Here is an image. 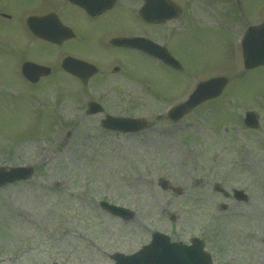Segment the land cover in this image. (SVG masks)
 I'll list each match as a JSON object with an SVG mask.
<instances>
[{"label": "rangeland", "instance_id": "1", "mask_svg": "<svg viewBox=\"0 0 264 264\" xmlns=\"http://www.w3.org/2000/svg\"><path fill=\"white\" fill-rule=\"evenodd\" d=\"M121 2L118 8L134 14V0ZM175 2L182 17L161 31L175 32L170 52L184 71L148 58L128 63L137 80L150 78L151 90L130 75L125 82L110 77L106 53L97 40L91 43L90 31L81 46L70 42L58 51L38 43L25 54L22 40L12 55L0 53V167L33 168L28 181L0 188V264H113L111 255L135 253L154 231L183 243L208 237L213 264H264V67L243 69L235 36L262 22L264 0H240L241 10L233 0ZM9 3L21 9L32 0H0V7ZM125 18V12L102 18L96 31ZM72 20L78 28L88 23L77 15ZM66 49L103 62L108 76L83 86L55 73L32 86L17 72L21 56L54 62ZM220 76L228 78L220 97L177 124L158 118L165 103ZM82 93L107 114L145 116L149 129L136 135L100 129L101 117L84 116V103L74 100ZM243 112L257 115L256 130L244 126ZM160 180L179 194L162 190ZM216 184L230 197L216 193ZM234 189L245 191L248 201L234 200ZM100 201L127 208L134 218H114Z\"/></svg>", "mask_w": 264, "mask_h": 264}, {"label": "water", "instance_id": "2", "mask_svg": "<svg viewBox=\"0 0 264 264\" xmlns=\"http://www.w3.org/2000/svg\"><path fill=\"white\" fill-rule=\"evenodd\" d=\"M70 1L88 9L89 12L93 11L94 14H98L100 11L107 9V7H109L112 3V0ZM145 1L147 2L142 10L144 19L148 21H164L166 19H170V9H168V7L164 4V0ZM243 53L247 69L264 65V24L258 28H251L248 31L243 44ZM78 65L79 66L73 62H67L64 65V68L75 75L82 76V73L85 72L84 68L81 64ZM225 85L226 79H216L200 84L191 100L184 104L179 111L176 110V113H178L177 119L181 118L189 110L200 103L218 97ZM113 122L114 121H112V123ZM246 124L253 128L256 126V119L254 117L247 118ZM107 125H110V123ZM115 125L116 126L112 128L118 129L119 127L120 130L124 132H134L137 131L136 129L138 128V126H136L133 122H125L122 120L118 121ZM1 172L2 170H0V185L26 179L31 175V170H13L7 174ZM103 205L106 210L114 216H118L123 219L126 216V211L120 208L108 206L107 204ZM112 259L115 260L116 264H209L208 259L202 255L200 246L197 245L190 248H179L176 245H170L167 238L159 235H156L152 244L145 248L142 252L126 258L115 255Z\"/></svg>", "mask_w": 264, "mask_h": 264}, {"label": "flooded vegetation", "instance_id": "3", "mask_svg": "<svg viewBox=\"0 0 264 264\" xmlns=\"http://www.w3.org/2000/svg\"><path fill=\"white\" fill-rule=\"evenodd\" d=\"M131 1V0H130ZM8 11L10 12V20L8 22L11 23V27L14 29V32L9 31L10 35L15 36L16 32L18 30H21V19L22 16L23 18L27 15L26 13H31V15H54L58 19H60L64 24L69 26L75 33V40L73 41L74 43L77 44V46L82 45V40L85 38V34L87 31L91 32V39L97 35L100 34L101 41H99V45L108 50L111 54L115 56L116 59H121L123 63L126 61V56H127V50L119 48V47H109L105 46L103 43L105 42V38L112 35V34H118L115 37H124L127 36V32L124 31H119L116 27L110 28V29H103L99 30L98 32L96 31V26H98V22L100 19L105 18L110 15V12L103 14L100 17L90 19L85 14H83L80 10L70 6L68 3L65 2V0H32V3L29 5L18 9L15 7L14 3H11L10 6H8ZM80 16L84 22H88L83 24L84 26L82 28H78L80 24L73 22L72 18L73 16ZM166 26V25H164ZM162 27L161 25H148V29L150 32L151 29L154 30L151 35L148 34V37L150 40L154 41L156 44H163L167 45L168 40H171L169 47L171 48L174 38L171 36H168L165 38L162 35ZM156 31L159 33L156 36ZM142 36V34H140ZM158 37L159 39H153V37ZM144 37V36H142ZM109 47V48H107ZM134 54H138L135 52H130ZM119 61V60H116ZM120 62V61H119ZM114 71L117 73L120 72V68L117 66Z\"/></svg>", "mask_w": 264, "mask_h": 264}]
</instances>
